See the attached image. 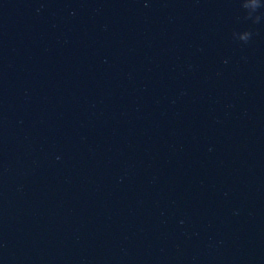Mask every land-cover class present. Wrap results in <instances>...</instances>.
Masks as SVG:
<instances>
[{
	"label": "water",
	"instance_id": "1",
	"mask_svg": "<svg viewBox=\"0 0 264 264\" xmlns=\"http://www.w3.org/2000/svg\"><path fill=\"white\" fill-rule=\"evenodd\" d=\"M0 264H264V0H0Z\"/></svg>",
	"mask_w": 264,
	"mask_h": 264
}]
</instances>
